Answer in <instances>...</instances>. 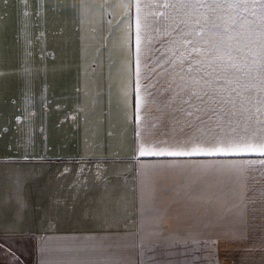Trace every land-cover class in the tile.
Returning a JSON list of instances; mask_svg holds the SVG:
<instances>
[{"label":"crops","instance_id":"0c3cea01","mask_svg":"<svg viewBox=\"0 0 264 264\" xmlns=\"http://www.w3.org/2000/svg\"><path fill=\"white\" fill-rule=\"evenodd\" d=\"M137 16L142 53L198 41L147 52L139 122ZM12 78L41 79L38 102L22 81L10 96ZM250 138L264 139V0H0V264H264L254 154L139 155Z\"/></svg>","mask_w":264,"mask_h":264},{"label":"snow or ice","instance_id":"6c2138e0","mask_svg":"<svg viewBox=\"0 0 264 264\" xmlns=\"http://www.w3.org/2000/svg\"><path fill=\"white\" fill-rule=\"evenodd\" d=\"M167 7V4L164 5ZM137 13L140 11L139 4L136 5ZM141 25L139 22V16H137L136 22V36H135V53H134V64H135V71H134V78H135V89H134V112H135V119L136 121H141L142 117L140 112L143 108V97L140 95L141 86L139 83L140 79V71L141 67H148L147 61V52H141V43L142 38L140 35ZM198 51V50H197ZM143 55L144 60H141V56ZM203 95V94H201ZM182 103H187V101H182ZM194 107V106H193ZM197 111L199 109H196ZM187 115L191 116L192 112H188ZM256 135V133H253ZM256 157L254 159H248L245 163L248 164H260L264 165V139L259 141H254L253 139H248L243 142H232L229 141L228 143L224 142H217L212 144L208 147H204L199 144L193 143L191 147H181L176 149H160L157 150L153 145H146L143 141L139 144V155L140 156H193V155H235V156H249L253 155ZM27 159V157H25ZM264 175V172L261 173Z\"/></svg>","mask_w":264,"mask_h":264},{"label":"rangeland","instance_id":"374dc122","mask_svg":"<svg viewBox=\"0 0 264 264\" xmlns=\"http://www.w3.org/2000/svg\"><path fill=\"white\" fill-rule=\"evenodd\" d=\"M159 42L160 43L155 44L156 43L155 41H151V43L154 45H149V46L145 45L144 52H167V53H173V52H176V53H188V52L197 53L198 52L197 51L198 50V41H159ZM7 81L10 84L8 87V90L11 92L10 96L12 93H15L13 95H18V97H19V93L21 92L20 89H21V85H22L20 83L23 82V91L25 89V92H26L25 93V100H28L29 98H31V100L34 104H36V102H38V95H39L38 92L40 89L41 79H39V78L13 79L12 78V79H8ZM20 81H22V82H20ZM29 81H30V83H29ZM53 82L49 80L48 84L51 85V90H52V93H54V94H55L56 90L59 91L60 94H62V92L64 91V88H68V87L62 86V83H63L62 81H60L59 87L56 88L55 84H52ZM35 91L37 92L36 94H35ZM6 97L9 98V95H6ZM53 113H55V111H50L49 116H53ZM83 114L86 115V112L82 113V115ZM104 160L105 159H102V158H88V159L82 158V159H80V165H81L80 169H81V171H84L87 166H91V165L101 166V165H103ZM82 166H86V167L82 168ZM87 200L88 199H87L86 194L83 197L81 196V200H80L81 230L83 228H86L85 227L86 224L83 222V220L88 219L87 210H88L89 201H87ZM92 203H93V201H92ZM101 209H102V207H101ZM16 240H22V238L21 239L15 238L14 241H16ZM34 257H35L34 254H32L31 264L35 263Z\"/></svg>","mask_w":264,"mask_h":264}]
</instances>
